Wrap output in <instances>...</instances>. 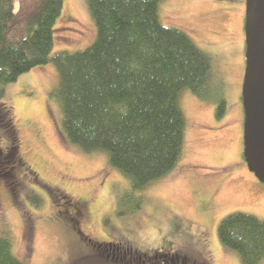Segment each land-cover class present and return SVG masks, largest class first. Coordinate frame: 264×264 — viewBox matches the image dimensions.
<instances>
[{"label":"rangeland","instance_id":"obj_1","mask_svg":"<svg viewBox=\"0 0 264 264\" xmlns=\"http://www.w3.org/2000/svg\"><path fill=\"white\" fill-rule=\"evenodd\" d=\"M244 17L245 0L158 3L160 22L183 30L209 56L226 110L217 119L212 103L180 91L181 157L171 172L140 189L143 202L131 214L116 215L128 179L105 154L86 153L64 138L52 95L54 65L35 66L6 85L1 102L9 106L14 137L6 143L0 132V151L9 160L0 163V234L22 264H154V251L179 253L188 264H241L220 243L217 225L235 211L264 221V183L247 173L242 157ZM94 38L85 0H63L51 53L83 49ZM19 159L26 165L21 170L14 169ZM77 201L84 205L78 223L69 213Z\"/></svg>","mask_w":264,"mask_h":264},{"label":"trees","instance_id":"obj_2","mask_svg":"<svg viewBox=\"0 0 264 264\" xmlns=\"http://www.w3.org/2000/svg\"><path fill=\"white\" fill-rule=\"evenodd\" d=\"M160 1L85 0L95 27L93 42L52 54L53 25L63 0H0V132L5 142L14 137L9 106L1 102L6 85L52 63L58 74L52 95L64 138L86 153L105 154L108 165L129 181L117 199V216L139 210L140 189L179 161L185 125L178 105L181 90L212 103L217 119L226 110L209 56L183 30L160 22ZM10 144L6 153L13 158L15 145ZM5 155L0 163L6 166ZM31 201L41 204L36 195ZM217 236L237 252L241 264H258L264 257V221L255 215L227 214ZM0 264H22L5 233L0 234Z\"/></svg>","mask_w":264,"mask_h":264},{"label":"water","instance_id":"obj_3","mask_svg":"<svg viewBox=\"0 0 264 264\" xmlns=\"http://www.w3.org/2000/svg\"><path fill=\"white\" fill-rule=\"evenodd\" d=\"M242 157L264 183V0H245Z\"/></svg>","mask_w":264,"mask_h":264},{"label":"flooded vegetation","instance_id":"obj_4","mask_svg":"<svg viewBox=\"0 0 264 264\" xmlns=\"http://www.w3.org/2000/svg\"><path fill=\"white\" fill-rule=\"evenodd\" d=\"M16 167L19 168L18 170H21L24 167H26V165L24 164L22 159H19V161H17V163L15 164L14 169ZM245 168H246L247 173L250 176L252 175L253 178L257 181V179L255 178L253 173L247 169L246 164H245ZM34 177L36 179L35 174H34ZM19 182L20 181H17V184ZM82 207H84L82 202L77 201L76 204H74V206L72 208H70V210H69V213H72V215L75 217V222H77V223L79 222V219L82 216V211H83ZM116 252H117V254H122L123 257L125 255L124 251H118L117 250ZM145 256L148 257L149 255H145ZM181 257L182 256L179 253L171 254L168 252H155V251L149 256L150 259L154 260V262H153L154 264H188V263H186L185 258L182 257L184 259V260H182Z\"/></svg>","mask_w":264,"mask_h":264}]
</instances>
